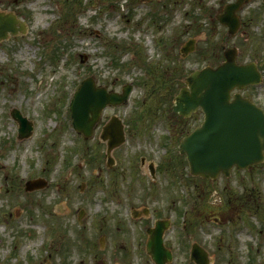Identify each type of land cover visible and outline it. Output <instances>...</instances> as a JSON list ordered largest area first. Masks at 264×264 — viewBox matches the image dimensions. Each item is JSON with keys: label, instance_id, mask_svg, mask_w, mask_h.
<instances>
[{"label": "rangeland", "instance_id": "374dc122", "mask_svg": "<svg viewBox=\"0 0 264 264\" xmlns=\"http://www.w3.org/2000/svg\"><path fill=\"white\" fill-rule=\"evenodd\" d=\"M226 1L1 0L0 12L18 15L25 32L0 41V264H59L67 244L73 245L69 261L92 264L95 254L103 256L99 240L104 214L110 223L104 231L106 244H127L140 237L145 244V228L159 215L171 217L178 230L181 222L176 221L182 217H176L175 209L185 204L182 197L188 198L191 211L221 216L223 229L214 218L203 216L199 233L195 211L188 213L194 220L191 234L196 232L194 237L201 238L215 260L243 262L234 256L235 239L227 237L231 231L225 226L233 223L243 230L246 205L257 197L255 192L264 198V163L250 171L234 169L214 185L189 179L178 144L203 115L196 111L184 121L172 111V93L178 92L183 77L210 63L204 54L183 57L180 48L194 37L196 46L208 54L209 47L225 38L227 28L215 15ZM240 16L246 19L244 34L230 38L229 44L239 48V61L256 60L264 75L263 0H251ZM89 75L115 90L132 83L133 90L127 103L105 109L94 135L85 139L71 124L69 103ZM243 92L264 105V82ZM12 107L34 121L30 137H17L19 124L11 116ZM112 114L124 119L127 141L114 149L117 163L109 167L106 142L99 134ZM150 161L156 166L155 178ZM31 177H44L48 184L27 191L25 181ZM245 187L256 189L248 190L249 195ZM230 196L238 209L224 211ZM131 205L149 206L151 212L133 219ZM81 208L86 212L83 226L77 221ZM247 229L241 234L246 238L243 256L264 264V243L257 246L254 236L245 235ZM179 234L183 233L171 231L168 236L175 247ZM91 237L100 249H91L86 241ZM84 246L88 249L83 253ZM108 250L112 253L106 248L105 257ZM176 251V260L186 261L187 249Z\"/></svg>", "mask_w": 264, "mask_h": 264}, {"label": "water", "instance_id": "95a60500", "mask_svg": "<svg viewBox=\"0 0 264 264\" xmlns=\"http://www.w3.org/2000/svg\"><path fill=\"white\" fill-rule=\"evenodd\" d=\"M246 1L228 3L225 11L218 14L220 21L229 26L231 34L240 27L236 11ZM11 20L0 18V38L8 29L15 31L10 25L14 18ZM236 55V49L228 48L224 62L217 67L209 65L193 71L185 79L186 86L175 97L173 109L176 112L188 116L192 110L201 107L205 113L202 124L180 143V151L187 154L192 174L216 178L221 171L229 174L234 165L243 168L264 160V110L240 91L232 98L234 89L261 82L262 74L256 62L238 63ZM130 90L131 86H127L122 93L108 92L105 87H97L92 77L85 78L70 105L74 127L86 136L92 135L104 107L126 101ZM13 115L22 125L21 135H29L32 123L16 109ZM101 138L107 139L109 153L124 141V124L118 116H113L103 126ZM163 231L159 221L156 228L149 229L147 243L148 252L159 264L172 258L170 250L164 246ZM193 258L199 264L208 261L206 252L198 247L193 250Z\"/></svg>", "mask_w": 264, "mask_h": 264}, {"label": "flooded vegetation", "instance_id": "af4514ba", "mask_svg": "<svg viewBox=\"0 0 264 264\" xmlns=\"http://www.w3.org/2000/svg\"><path fill=\"white\" fill-rule=\"evenodd\" d=\"M222 46V53H223V44L221 45ZM220 51H221V48H218V58H219V56H220ZM217 63V62H216ZM249 170H254V168L252 167V168H250ZM248 170V171H249ZM222 178H226V176L224 177V176H222V177H218V181L220 180V179H222ZM208 182V181H207ZM211 184L213 183V182H211V181H209ZM245 188H247V193L250 195V192L248 191V190H250L251 192H254V189H255V187L254 188H252V187H245ZM249 197V196H248ZM251 197V196H250ZM252 199V202L251 203H249V204H247L246 205V211L247 212H253V210H254V205H255V203H253V202H255V199L254 198H251ZM253 199H254V201H253ZM258 200H260V202H258L257 203V205L259 206V209L262 211V213H263V215H264V199L263 198H259ZM242 201V200H241ZM240 201V202H241ZM237 202H239V201H237ZM239 202V203H240ZM216 207H218V204L216 205ZM227 207H225V208H223L222 210H224L225 211V209H226ZM237 208V205H235V209ZM238 209V208H237ZM175 214H176V217L178 216V214L179 213H182V211L178 208L177 209V211L175 210ZM248 214H250V213H248ZM218 217H219V219H218ZM215 218L217 219V220H220L221 219V216H215ZM183 222H185V220H183ZM241 223H243L244 225H245V222H244V220H242V222ZM187 228V224H185V225H183V230H185ZM182 230V231H183ZM179 231V230H178ZM174 236H176V234H174ZM166 239H167V237H166ZM167 242L169 243V244H167L170 248H172V251H173V254H174V256H175V251L177 250V249H182L183 251H186V249H187V247L189 246V250H188V252H186V253H188V259L189 260H186V261H172V262H169V263H167V264H198L196 261H193V260H191L190 259V248H191V246L192 245H189L188 244V240L187 239H185V235L184 234H179V236H178V238H177V242H179L180 244L178 245V247H175V245H173L171 242H169L168 241V239H167ZM192 244V243H191ZM172 245V246H171ZM141 246H142V243H141V241L140 242H138V245H137V254L135 255V258H136V264H154V262L151 260V258H150V256L147 254V252H146V250H145V255H143V253H142V248H141ZM176 253H177V251H176ZM183 253V252H182ZM109 254H110V252H109ZM184 254V253H183ZM110 257L112 258L111 259V261L110 260H108L107 262H105V263H108V264H132L133 262H132V260H131V256L129 255V257H126V256H122L121 255V251H119V250H112V253H111V255H110ZM175 258V257H174ZM144 260H146L145 262H144ZM121 262V263H120ZM93 264H96V262H93ZM97 264H104L103 262L102 263H97ZM211 264H236V263H234V262H232V261H221V260H218V261H214L213 263H211Z\"/></svg>", "mask_w": 264, "mask_h": 264}, {"label": "bare ground", "instance_id": "6f19581e", "mask_svg": "<svg viewBox=\"0 0 264 264\" xmlns=\"http://www.w3.org/2000/svg\"><path fill=\"white\" fill-rule=\"evenodd\" d=\"M0 2H1V0H0Z\"/></svg>", "mask_w": 264, "mask_h": 264}]
</instances>
